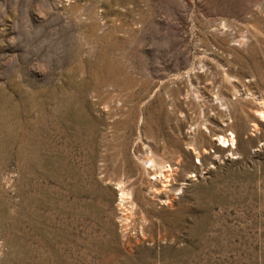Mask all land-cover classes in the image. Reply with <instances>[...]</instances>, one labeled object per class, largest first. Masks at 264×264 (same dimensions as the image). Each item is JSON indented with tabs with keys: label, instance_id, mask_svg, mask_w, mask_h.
Instances as JSON below:
<instances>
[{
	"label": "rangeland",
	"instance_id": "rangeland-1",
	"mask_svg": "<svg viewBox=\"0 0 264 264\" xmlns=\"http://www.w3.org/2000/svg\"><path fill=\"white\" fill-rule=\"evenodd\" d=\"M261 111L264 0H0V264H264Z\"/></svg>",
	"mask_w": 264,
	"mask_h": 264
},
{
	"label": "bare ground",
	"instance_id": "bare-ground-1",
	"mask_svg": "<svg viewBox=\"0 0 264 264\" xmlns=\"http://www.w3.org/2000/svg\"><path fill=\"white\" fill-rule=\"evenodd\" d=\"M227 75V74H226ZM232 77V76H231ZM113 100V99H112ZM111 100V101H112ZM263 101V100H262ZM260 118H264V113L261 111V113L259 114ZM218 138V137H217ZM230 138V137H229ZM219 139V138H218ZM221 142H227V145L229 146V142L225 141L226 139L224 138H220L219 139ZM229 140V139H228ZM233 142H232V138L230 139V145L232 146ZM137 145V144H136ZM149 146V144H148ZM224 146V145H221ZM138 147V146H137ZM227 147V146H226ZM146 150V149H145ZM141 150L140 149H136L135 153H137V157L139 160L142 161L143 163V169H144V175H145V180L144 183L148 184L149 188H154V186L159 183L161 186H165L166 182H167V178H166V169L170 168L169 164L166 162H162V161H157L156 159H154L150 154H147L145 156H142L140 154ZM156 155V154H155ZM136 158V157H135ZM134 158V159H135ZM161 158V157H160ZM158 158V159H160ZM163 158V157H162ZM137 159V158H136ZM108 163V162H107ZM166 171V172H165ZM143 173V172H141ZM172 173V172H171ZM148 177V178H147ZM148 179V180H147ZM138 181V180H137ZM143 183V182H142ZM171 184V183H170ZM126 185V184H125ZM140 185V184H139ZM143 185V184H142ZM145 186V185H144ZM119 191H120V197L124 194L123 192V187H121L120 185L117 186ZM165 189V188H164ZM126 191V190H125ZM127 193V192H125ZM149 193V192H148ZM127 198V197H126Z\"/></svg>",
	"mask_w": 264,
	"mask_h": 264
}]
</instances>
